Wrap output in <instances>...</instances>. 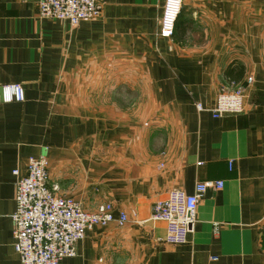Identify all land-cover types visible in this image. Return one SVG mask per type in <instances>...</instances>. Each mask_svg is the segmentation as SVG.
<instances>
[{"label":"crops","instance_id":"1","mask_svg":"<svg viewBox=\"0 0 264 264\" xmlns=\"http://www.w3.org/2000/svg\"><path fill=\"white\" fill-rule=\"evenodd\" d=\"M40 1L0 0V264H21L13 171L42 155L61 195L128 216L60 264H264V0H184L172 38L165 0H105L77 26L41 17ZM240 66L244 112L214 117ZM14 83L25 99L4 102ZM218 181L188 241L166 242L155 202Z\"/></svg>","mask_w":264,"mask_h":264},{"label":"built area","instance_id":"2","mask_svg":"<svg viewBox=\"0 0 264 264\" xmlns=\"http://www.w3.org/2000/svg\"><path fill=\"white\" fill-rule=\"evenodd\" d=\"M105 0H41L39 13L43 18L56 19L77 26L83 20L100 17ZM184 0H165L160 19L159 36L172 38ZM24 87L19 83L2 87L4 102L23 101ZM244 88L239 84L217 96L211 109L214 117L239 114L245 110ZM198 108L203 110L202 105ZM16 177V209L12 215L14 249L21 264H60L66 257L77 253V245L88 230L116 221L120 226L128 220L122 213L113 215V205L106 203L96 210H88L71 197L59 193V185L51 182L49 161L46 156L30 157L26 172L14 169ZM212 185L222 188L223 182H199L193 193L174 188L165 198L155 202L153 218L166 223V242L184 244L196 217L199 201Z\"/></svg>","mask_w":264,"mask_h":264},{"label":"trees","instance_id":"3","mask_svg":"<svg viewBox=\"0 0 264 264\" xmlns=\"http://www.w3.org/2000/svg\"><path fill=\"white\" fill-rule=\"evenodd\" d=\"M245 73L244 67L240 66L239 70L228 68L226 70V75L230 78V82L233 84H238L241 81V78H243V75Z\"/></svg>","mask_w":264,"mask_h":264},{"label":"rangeland","instance_id":"4","mask_svg":"<svg viewBox=\"0 0 264 264\" xmlns=\"http://www.w3.org/2000/svg\"><path fill=\"white\" fill-rule=\"evenodd\" d=\"M261 8L264 9V4L261 6ZM262 9H261V10H262Z\"/></svg>","mask_w":264,"mask_h":264}]
</instances>
